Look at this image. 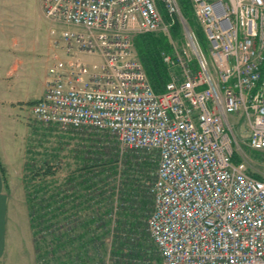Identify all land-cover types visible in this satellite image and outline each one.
<instances>
[{"label": "built area", "instance_id": "1", "mask_svg": "<svg viewBox=\"0 0 264 264\" xmlns=\"http://www.w3.org/2000/svg\"><path fill=\"white\" fill-rule=\"evenodd\" d=\"M192 3L209 59L178 0H41L46 18L63 26L56 46L69 61L49 69L45 93L31 107L34 119L104 141L133 163L126 180L109 172L103 179L106 169L96 168L70 185L84 194L78 203L95 210L101 230L111 221L113 263L264 264V179L234 161L240 122L247 146L264 153V0ZM176 19L185 30L181 45L171 36ZM159 33L171 47L162 53L170 77L162 94L134 46L137 36ZM145 165L155 167L153 177ZM69 190L65 185L64 206ZM140 196L151 207L148 246L143 238L141 246L142 229L116 221L118 212H141ZM108 203L107 215L97 213ZM100 250L102 243L93 251Z\"/></svg>", "mask_w": 264, "mask_h": 264}, {"label": "rangeland", "instance_id": "2", "mask_svg": "<svg viewBox=\"0 0 264 264\" xmlns=\"http://www.w3.org/2000/svg\"><path fill=\"white\" fill-rule=\"evenodd\" d=\"M19 4L26 10L31 31L35 36L41 41H48L54 37L52 35L54 25L44 15L41 0H19ZM176 24L181 27V34L176 38L171 32V36L174 43L181 45L185 42V30L180 19L175 20ZM55 36L58 40L60 39V33ZM197 39L202 53L209 59L210 45L203 30L199 31ZM56 51L59 58L52 57L53 59L49 62L51 67L56 62L69 61L63 52ZM81 61L86 64L101 63L98 56H82ZM23 116L25 124L14 126V131L16 129L19 138L15 141L11 139L6 141V152L15 167H18L23 160L25 147L22 136L24 137L25 128L28 126L31 135L27 138L25 167L19 168L20 175L16 181L18 188L15 193L24 195L30 208L34 227L35 260L31 263V256L29 252H26L28 248L25 244L23 248L20 246L14 250L15 252L10 250L9 255L13 256V263L118 264L111 260L112 247L109 238L111 221L108 223L106 221L101 230L95 219V210L86 203L82 206L83 201L82 204L78 203L84 194L70 185L73 186L82 176H86V173H93L96 168H99V171L106 169L103 175L102 173L98 175L103 179L107 178V172H109L114 180H117L118 176L126 180L129 172L125 167H133V163L126 162L124 157L120 158L117 152L105 149L104 141L99 142L96 139L86 138L80 133H65L54 126L42 125L31 116L29 109H25ZM236 121L235 119L234 122ZM234 125H236L239 159L246 163L249 173L264 179V153L255 152L247 146L249 133L246 124L240 122ZM134 167L137 165L135 164ZM145 170L146 176H154L155 167L145 165ZM134 176H136L135 180L139 177L138 174ZM65 185L70 189V194H67V198L70 197V204L67 206L63 205L62 198ZM84 188V186L81 187L82 192L88 191ZM120 194L122 195L121 192ZM140 202L143 203L142 210L137 215H132L127 210L118 212L116 221L119 228L125 226L131 230L136 228L139 233L141 229L145 230L151 207L148 206L150 202L144 200L142 196H140ZM100 208L101 210L97 213H102L103 216L109 213L107 212L109 203L103 204ZM80 211L83 218L79 216ZM97 228L99 229L98 237L94 235L98 231ZM142 238L148 246L146 231L142 233L141 246ZM80 242L84 245H80ZM98 243H102V250L95 253L93 250ZM76 256L80 257V263L77 262ZM154 259L160 264L158 258Z\"/></svg>", "mask_w": 264, "mask_h": 264}, {"label": "crops", "instance_id": "3", "mask_svg": "<svg viewBox=\"0 0 264 264\" xmlns=\"http://www.w3.org/2000/svg\"><path fill=\"white\" fill-rule=\"evenodd\" d=\"M53 25L56 26L52 28L54 37L41 41L32 33L30 20L19 0H0V264H14L10 250L23 248L25 244L31 263L35 260L30 208L26 197L15 193L19 168L25 167L29 127L22 136L25 147L18 167L6 152V141L19 138L14 126L25 124V109L33 116L32 103L43 97L49 80V62L52 57L59 58L56 50L63 52L56 46L55 36L63 26Z\"/></svg>", "mask_w": 264, "mask_h": 264}, {"label": "trees", "instance_id": "4", "mask_svg": "<svg viewBox=\"0 0 264 264\" xmlns=\"http://www.w3.org/2000/svg\"><path fill=\"white\" fill-rule=\"evenodd\" d=\"M178 2L181 7L183 17L197 36L199 31H202V29L195 19L192 0H178ZM162 12L167 19L166 13L163 9ZM180 30L181 27L179 24L174 25L171 29L172 35L176 38L179 37L181 34ZM134 46L153 90L157 94L164 93L170 79L167 67L162 59V53L169 52L171 50L168 37L163 33L139 35L135 38ZM33 104L34 103H32V105ZM234 161L236 163L241 162L238 155H235ZM2 172H4L3 169Z\"/></svg>", "mask_w": 264, "mask_h": 264}]
</instances>
